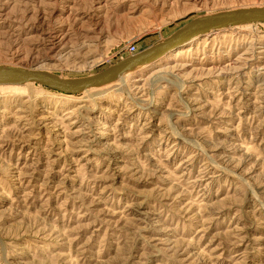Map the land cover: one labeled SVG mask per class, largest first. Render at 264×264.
<instances>
[{"label":"rangeland","instance_id":"1","mask_svg":"<svg viewBox=\"0 0 264 264\" xmlns=\"http://www.w3.org/2000/svg\"><path fill=\"white\" fill-rule=\"evenodd\" d=\"M263 6L0 0V66L84 78ZM0 264H264V23L83 94L0 86Z\"/></svg>","mask_w":264,"mask_h":264},{"label":"water","instance_id":"2","mask_svg":"<svg viewBox=\"0 0 264 264\" xmlns=\"http://www.w3.org/2000/svg\"><path fill=\"white\" fill-rule=\"evenodd\" d=\"M256 23H264V6L218 12L191 20L162 42L121 60L97 74L79 79H63L34 68L0 66V86H24L35 83L67 95H78L87 89L110 85L125 72L155 63L195 39L229 28Z\"/></svg>","mask_w":264,"mask_h":264},{"label":"bare ground","instance_id":"3","mask_svg":"<svg viewBox=\"0 0 264 264\" xmlns=\"http://www.w3.org/2000/svg\"><path fill=\"white\" fill-rule=\"evenodd\" d=\"M246 26H248V25H246ZM238 27H243V26H238ZM178 51V50H177ZM176 52V51H175ZM153 64V63H152ZM150 65V64H149ZM149 65H146V66H149ZM146 66H141V67H137V68H134V69H132V70H130V71H127V72H125L124 74H122V75H120L119 77H118V79L117 80H119L120 78H122L123 76H125V75H128V74H130V73H132V72H134V71H137V70H139V69H141V68H143V67H146ZM116 80V81H117ZM115 81V82H116ZM27 85V84H26ZM99 88H102V87H99ZM94 89H98V88H91V89H87V90H85L84 92H82L81 94H83V93H86V92H90V91H92V90H94Z\"/></svg>","mask_w":264,"mask_h":264},{"label":"built area","instance_id":"4","mask_svg":"<svg viewBox=\"0 0 264 264\" xmlns=\"http://www.w3.org/2000/svg\"><path fill=\"white\" fill-rule=\"evenodd\" d=\"M128 52L130 53V55L136 54L137 51L135 49V46H133V45L128 46Z\"/></svg>","mask_w":264,"mask_h":264}]
</instances>
